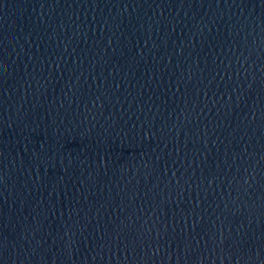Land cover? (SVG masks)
<instances>
[{"label": "water", "instance_id": "water-1", "mask_svg": "<svg viewBox=\"0 0 264 264\" xmlns=\"http://www.w3.org/2000/svg\"><path fill=\"white\" fill-rule=\"evenodd\" d=\"M0 217L97 264H264V0H0Z\"/></svg>", "mask_w": 264, "mask_h": 264}]
</instances>
